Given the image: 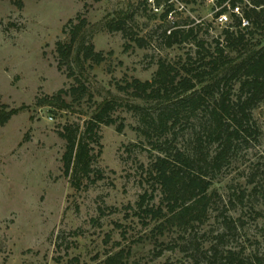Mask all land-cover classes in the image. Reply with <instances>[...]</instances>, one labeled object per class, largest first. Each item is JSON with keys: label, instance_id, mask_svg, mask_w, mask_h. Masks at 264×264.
Wrapping results in <instances>:
<instances>
[{"label": "rangeland", "instance_id": "rangeland-1", "mask_svg": "<svg viewBox=\"0 0 264 264\" xmlns=\"http://www.w3.org/2000/svg\"><path fill=\"white\" fill-rule=\"evenodd\" d=\"M225 1L219 6L209 0H0V103L24 107L0 128V264H103L107 254L120 249L129 252L124 264H207L203 254L219 234L223 254L230 250L264 264V101L252 112L260 129L257 140L222 170L208 217L194 231L160 234L159 223L134 214L140 196L151 190L146 169L153 154L135 130L137 118L123 107L114 113L117 124H124L122 132L114 125L100 130L97 167L104 179L76 191L62 172L65 142L59 128L67 122L82 125L106 99L131 102L118 86L151 80L159 60L204 70L194 63V44L166 48L162 34L171 26L198 24L205 48L214 47L224 29L214 20L215 9L228 10L234 0ZM170 4L176 13L165 22L161 14ZM126 11L133 14L130 26L146 39V48H127L121 33L108 31L106 23ZM77 15L88 21L95 50L105 56L83 72L92 100L72 110L37 107V98L74 82L57 69L55 48L68 40L64 26ZM263 33L256 32L250 44ZM65 100L71 102L69 96Z\"/></svg>", "mask_w": 264, "mask_h": 264}, {"label": "trees", "instance_id": "trees-1", "mask_svg": "<svg viewBox=\"0 0 264 264\" xmlns=\"http://www.w3.org/2000/svg\"><path fill=\"white\" fill-rule=\"evenodd\" d=\"M224 1L217 3L221 6ZM246 2L234 0L230 6L242 5V15L249 26L241 27V19L231 15L222 31V41H214V47L205 48L204 40L198 37V24L187 25L188 28L171 26L163 31L166 48L194 44V63L204 70L196 73L192 66L179 69L159 60L151 80L132 79L118 86L131 102L106 99L96 104L82 125L67 122L59 128L57 134L65 142L62 172L72 189L86 190L104 179L97 167L102 151L100 130L102 126L114 125L117 132H122L124 124H117L114 113L123 107L137 118L135 130L153 154L146 169L151 190L140 196L134 214L159 223L160 234L172 229L194 231L204 224L217 195L213 191L217 178L234 156L260 134L252 112L264 101V33L257 44L251 45L250 40L256 32L264 31V0ZM16 3L22 7V2ZM227 11L224 6L222 12ZM171 13H176L173 4L161 14L165 22ZM132 18V13L120 12L106 27L109 32L121 33L129 43L125 44L127 48L134 45L144 49L146 39L133 33ZM88 27L81 15L64 26L68 40L56 43L57 69H64L67 78L74 82L67 90L37 98L35 106L64 111L86 99L92 100L83 72L87 66L103 63L105 56L96 52ZM65 96L71 98L70 103ZM23 109L0 103V128ZM157 196L158 203L154 204ZM225 224L231 229L229 222ZM222 237L216 236L218 241L203 254L207 264H253L239 253L229 250L223 254L219 248ZM192 248L200 251V246L192 244ZM162 253L160 250L158 255ZM128 256L129 252L120 249L107 254L103 264H124ZM256 262L260 263L258 259Z\"/></svg>", "mask_w": 264, "mask_h": 264}, {"label": "built area", "instance_id": "built-area-1", "mask_svg": "<svg viewBox=\"0 0 264 264\" xmlns=\"http://www.w3.org/2000/svg\"><path fill=\"white\" fill-rule=\"evenodd\" d=\"M172 1V0H170ZM210 2L217 3V0H209ZM149 3L152 2V0H148ZM246 4L249 5V2H246ZM229 12V13H228ZM235 15L241 19V27H248L249 26V21L245 19L242 15V8L240 5H235V6H228V11L227 12H222L220 8L215 9V14H214V20L216 23H218L219 26H226L228 25L231 17L229 15ZM172 16V13L169 14V17Z\"/></svg>", "mask_w": 264, "mask_h": 264}]
</instances>
